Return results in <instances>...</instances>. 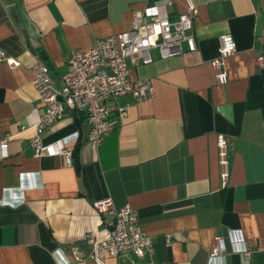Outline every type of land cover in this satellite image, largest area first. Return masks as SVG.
Returning a JSON list of instances; mask_svg holds the SVG:
<instances>
[{
	"label": "crops",
	"instance_id": "obj_1",
	"mask_svg": "<svg viewBox=\"0 0 264 264\" xmlns=\"http://www.w3.org/2000/svg\"><path fill=\"white\" fill-rule=\"evenodd\" d=\"M163 1L0 0V50L20 63L0 61V143L8 141L9 154L0 158V264H97L86 237L108 234L109 217L94 208L106 199L139 211L154 247L145 258L102 255L104 264H209L215 237L229 230L240 232L248 257L225 239L223 258L211 264H264V0H191L196 53L128 61L131 80L150 79L154 98L132 104L97 148L83 115L40 133L45 145L64 142L71 161L38 158L30 146L46 111L32 67L48 66L59 87L73 53L130 31L135 11ZM186 6L172 0L160 13L175 19ZM224 34L236 52L220 85L210 61ZM218 135L230 145L225 188Z\"/></svg>",
	"mask_w": 264,
	"mask_h": 264
},
{
	"label": "built area",
	"instance_id": "obj_2",
	"mask_svg": "<svg viewBox=\"0 0 264 264\" xmlns=\"http://www.w3.org/2000/svg\"><path fill=\"white\" fill-rule=\"evenodd\" d=\"M166 0L134 13L133 28L100 39L96 45L84 52L73 53L69 61V75L61 85L53 78L48 66L36 64L32 67V85L43 101L45 115L37 123L39 135L31 140L30 146L38 158L43 155H63L72 160V152L64 142L45 145L41 134L46 128L74 114L83 115L89 125V140L94 148L99 147L105 138L128 117L132 104L154 98L155 88L150 79L133 81L129 74L128 61L133 66L150 65L155 61L154 53L161 59H169L183 53H196L198 43L194 23L199 9L187 0L186 11L177 18L170 19L160 10L171 3ZM236 52V44L231 34L219 37L217 56L210 61L218 84L228 82L225 60ZM260 55L258 60L263 61ZM0 61L11 68L20 65L0 50ZM130 98L127 102L123 99ZM217 159L221 187L225 188L230 176V145L223 135L217 136ZM8 141L0 143V158L9 156ZM97 213L108 216L105 220L108 234L97 238L87 235V243L93 249V259L104 264L102 255L118 258L134 255L145 258L153 252V240L146 235L140 221V212L129 205L116 209L111 199L94 203ZM225 239L232 251L248 257L249 247L245 245L239 231H227ZM224 238L216 236L209 253V264L223 258L226 251ZM172 237H167L170 244ZM76 260L81 258L77 255ZM153 264V263H149Z\"/></svg>",
	"mask_w": 264,
	"mask_h": 264
},
{
	"label": "trees",
	"instance_id": "obj_3",
	"mask_svg": "<svg viewBox=\"0 0 264 264\" xmlns=\"http://www.w3.org/2000/svg\"><path fill=\"white\" fill-rule=\"evenodd\" d=\"M74 156L76 157V159H78V152L76 151V152H74Z\"/></svg>",
	"mask_w": 264,
	"mask_h": 264
}]
</instances>
